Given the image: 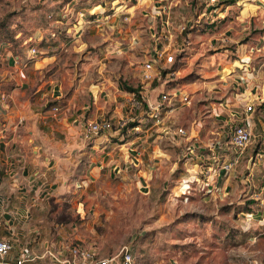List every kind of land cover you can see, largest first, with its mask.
Returning <instances> with one entry per match:
<instances>
[{
	"label": "crops",
	"instance_id": "0c3cea01",
	"mask_svg": "<svg viewBox=\"0 0 264 264\" xmlns=\"http://www.w3.org/2000/svg\"><path fill=\"white\" fill-rule=\"evenodd\" d=\"M168 1L177 7L169 10V19L164 20L162 4ZM89 8V0H0V239H8L14 246L0 264L15 262L24 245L39 253L52 249L69 255L67 246L80 240L77 225L73 221L60 223L57 216L62 211L72 217L84 216L81 197L85 190L103 176L119 178L118 171H131L132 146L137 143L144 149L147 145V135L135 136L128 130H111L87 139L84 125L129 115L127 99L134 90L128 87L131 82L125 83L129 75L133 82L141 83L142 93L154 103L159 96L138 71L130 70L131 63L148 52L153 54L160 46L155 32L158 17H162L158 29L163 34L157 38L175 47L178 41L172 43L174 35L181 33L185 18L197 19L205 13L186 1L154 0L150 9L135 6L125 15L106 17L111 13L108 8L97 15L87 13L90 23L80 31L78 13ZM64 11L74 16L63 15ZM236 43L239 56L229 74L232 88L219 103L209 104L210 123L203 131L208 139L201 137V122L187 129L188 139L199 153L216 155V143L229 138L225 122L242 111V100L234 89L240 75L237 62L245 54V45ZM31 47L38 49L37 56H32ZM84 58L95 65V71L82 70ZM111 60L120 65L116 71L106 70ZM136 62L140 69L142 60ZM249 76L254 79L253 74ZM55 102L58 112L52 109ZM173 112L165 115L170 124L178 123ZM257 121V127L263 128V120L258 117ZM130 136L131 140L125 139ZM143 154L145 160L138 175L150 179L153 170L147 160L155 158L154 165L161 164L164 153L158 148L153 154ZM196 161L186 162L193 181L194 173L199 172ZM242 162L238 172L244 167ZM175 168L172 166L171 172ZM259 168L253 167L250 174ZM50 262L45 259L38 264Z\"/></svg>",
	"mask_w": 264,
	"mask_h": 264
},
{
	"label": "rangeland",
	"instance_id": "374dc122",
	"mask_svg": "<svg viewBox=\"0 0 264 264\" xmlns=\"http://www.w3.org/2000/svg\"><path fill=\"white\" fill-rule=\"evenodd\" d=\"M182 1L204 10L206 15L200 17L199 26L174 35L172 43L178 41L175 47L157 38L163 34L158 29L162 17L157 18V42L169 50L174 60L157 62L158 76L148 85L156 97L176 88L189 93L191 102L174 110V120L188 130L201 122V137L205 140L209 104L219 103L232 88L229 74L239 56L236 42L245 45L246 53L264 38V0H223L227 3L223 11L210 19L206 0ZM163 16L169 19L167 13ZM138 58L142 67L152 54ZM137 59L130 66L134 73L141 69ZM81 64L84 72L96 69L87 58ZM119 66L111 60L106 70L116 71ZM130 77L125 80L126 84L131 82L129 89H140L141 83ZM143 134L147 135L143 153L153 154L159 148L164 161L154 165L155 158L147 160L153 170L150 179L139 178L138 169L133 168L126 173L122 170L119 178L103 176L88 187L81 197L85 214H76L73 220L78 242L97 248L101 257L118 255L120 260L123 249L130 244L134 264H264V220L258 215L246 222L244 215L253 209L250 195L257 189L252 185L264 176L263 168L250 177L245 165L237 177L225 178L222 190L206 194L197 182L189 186L192 170L184 158V137L174 139L159 134L156 128ZM125 139L131 140V136ZM222 143H226L224 147L229 145V138ZM172 166L177 168L171 172Z\"/></svg>",
	"mask_w": 264,
	"mask_h": 264
},
{
	"label": "built area",
	"instance_id": "2783aa9c",
	"mask_svg": "<svg viewBox=\"0 0 264 264\" xmlns=\"http://www.w3.org/2000/svg\"><path fill=\"white\" fill-rule=\"evenodd\" d=\"M89 2L88 12L78 13L81 21H76V24L80 31L83 30L86 24L90 23L91 19L87 18V13L97 15L100 14V11L109 9L111 13H107L106 17H111L116 14L125 15L130 8L135 6L150 9L154 4V0H89ZM222 2L223 0H206V4L210 9L209 14H211L208 18H213L214 14L218 15L223 11V8L221 10L224 5ZM172 3L168 1V3L162 4V9L167 14L173 7L171 6ZM63 15L67 17L74 16L67 11H64ZM203 15H206V12ZM199 23L200 16L197 19H188L181 26V30L183 32L187 29H193L199 26ZM261 43L263 44L260 45ZM30 50L32 56H37L39 53L36 47H31ZM162 60L166 63L174 60L173 55L165 47L155 49L152 58L143 63L140 74L145 83L158 76L156 63ZM237 63L240 75L237 78L238 86L236 85L234 94L240 96L242 100L240 106L242 111L235 114L233 120L225 122L230 132L229 145L227 144L224 147L226 143H216L214 150H219L216 155H210L204 153V151L199 153L198 147L192 141H189V132L184 125L176 122L168 123L165 115L169 111L191 102V95L178 88L174 89V92H164L154 103L148 101L142 90L141 92L137 90L130 91L127 99L128 116L117 121L106 118L89 121L84 125V136L87 139H92L111 130H117L121 133L124 128H127L133 135L139 136L152 127L153 129L156 128L159 134L165 136L184 137L186 145L184 157L189 162L197 159L198 161L194 164L199 167V172L194 173V181L190 179L189 186H191V182H197L199 187L206 191V194L220 191L226 177L231 175L237 177L242 161H244L243 165H246L247 170H249V174L252 172L253 167L260 166L264 169V127H257V123L260 124V121H257L258 117L263 120L262 125H264V38L259 40L257 45L252 47L249 52L247 51ZM249 74L254 75L253 80L250 79ZM146 103L147 109L144 110V104ZM52 109L58 112L60 108L59 105H53ZM141 148L137 143L134 144L129 156V165L132 168H137L138 171L141 170L144 157ZM118 173L121 172L118 171ZM252 186L257 190H254L250 195L253 209L244 213L246 222L255 220L258 215L261 216L260 219L264 220V176L259 183L254 182ZM67 248L69 255L64 256L52 249H47L43 253H39L35 249L32 251L27 250L28 247L24 245L12 264L41 262L45 259L54 264H134V251L130 244L123 249L121 260L118 255L101 257L97 248L78 242L69 244ZM13 249L14 246L10 240L0 239V259L8 257Z\"/></svg>",
	"mask_w": 264,
	"mask_h": 264
},
{
	"label": "trees",
	"instance_id": "16d2710c",
	"mask_svg": "<svg viewBox=\"0 0 264 264\" xmlns=\"http://www.w3.org/2000/svg\"><path fill=\"white\" fill-rule=\"evenodd\" d=\"M224 5L221 7L222 8L225 7L226 1L222 2ZM263 43H261L260 45H262ZM136 90V89H134ZM137 91L141 92V89L137 88ZM139 96L141 97V94L139 93ZM52 104H56L58 105V102L52 103ZM147 109V103L144 104V110ZM226 176V175H225ZM252 202V201H249ZM69 208L68 206H66V209ZM249 208V207H248ZM75 217H72L69 213H67V211H62L56 218V220L60 223H69L72 222L74 220ZM69 221V222H68ZM39 262H26L25 264H38Z\"/></svg>",
	"mask_w": 264,
	"mask_h": 264
}]
</instances>
